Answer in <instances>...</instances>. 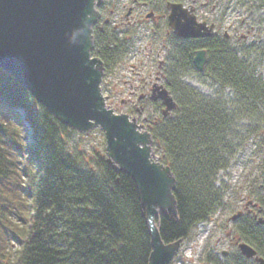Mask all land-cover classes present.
I'll use <instances>...</instances> for the list:
<instances>
[{"label":"trees","instance_id":"1","mask_svg":"<svg viewBox=\"0 0 264 264\" xmlns=\"http://www.w3.org/2000/svg\"><path fill=\"white\" fill-rule=\"evenodd\" d=\"M257 1L264 8V0ZM91 33V56L105 66L125 54L124 42L104 21ZM194 46L186 44L175 62L179 74L172 72L174 62L162 70L175 108L163 116L161 102L149 104L159 115L144 126L157 160L175 178L176 215L155 220L164 243L185 239L221 205L216 176L228 164L231 128L264 108V80L249 58L255 44L239 52L221 36L200 43L207 56L198 73L232 91L230 107L220 96L204 97L180 81L193 70ZM259 118L247 133L264 139V116ZM75 132L0 69V264H147L148 227L134 182L105 162L104 151L73 150ZM253 204L264 217V195L257 194ZM257 221L244 216L236 231L264 259V224ZM241 259L237 254L230 264H245Z\"/></svg>","mask_w":264,"mask_h":264},{"label":"water","instance_id":"2","mask_svg":"<svg viewBox=\"0 0 264 264\" xmlns=\"http://www.w3.org/2000/svg\"><path fill=\"white\" fill-rule=\"evenodd\" d=\"M104 1L0 0V69L61 124L81 134L93 129L103 133L105 162L135 184L148 227L147 264H169L182 240L164 243L155 220L167 213L176 215L175 178L155 159L150 133L105 103L100 89L103 64L91 56L92 26ZM168 8V24L176 37L211 35L212 26L196 22L181 5ZM205 61V52L196 51L192 65L201 72ZM152 95L161 101L163 116L175 108L164 87L154 86ZM258 223L263 225L264 220ZM237 249L244 258L264 264L251 245L241 242Z\"/></svg>","mask_w":264,"mask_h":264},{"label":"rangeland","instance_id":"3","mask_svg":"<svg viewBox=\"0 0 264 264\" xmlns=\"http://www.w3.org/2000/svg\"><path fill=\"white\" fill-rule=\"evenodd\" d=\"M120 1L122 4L125 3L124 8L120 5L116 6L115 10L111 7L106 8L100 20L108 21L106 29L120 41L126 39V53L111 71H104L100 89L106 105L115 114H126L144 127L147 120L157 118L159 113L153 106L140 102L138 98L144 94L149 95L150 84L155 78L152 71L159 60L148 58L150 24L139 23L143 13L140 14V19L136 14L125 17L131 0H110L108 3L114 5ZM197 1L206 16L210 17L211 14L213 17L218 16L220 36L222 32L226 33L228 43L238 46L239 52L244 49L246 52L248 44H255L256 48L249 54V58L251 62H255V72L264 80V57H261L264 42V8L257 5V0ZM110 9L114 11L110 12ZM144 9L146 8L139 11L143 12ZM127 31L130 33L128 36ZM162 37L164 36L157 40L158 47L165 44ZM161 54L163 55V52ZM123 64L125 67L121 69ZM159 78L158 83L163 85V77ZM179 79L204 97L220 96L227 103V107H230V102L234 98L231 90L221 88L203 74L186 72ZM143 85L147 88L142 87ZM133 87L137 89L133 91ZM261 116H264V108L255 115L238 118L231 128L232 150L228 164L216 176V187L222 196L221 205L215 209L209 220L197 224L190 230L169 264H230L236 255L240 254L237 245L242 240L236 231L240 220L244 216L258 221L264 218L262 213H258L256 208L252 207L256 195H264L260 185L264 182V171L260 168L264 160V139L258 134L247 133V129L257 123ZM80 134L75 132L70 136V146L73 150L87 155L92 150L104 151V136L99 129H93L89 134ZM154 157L157 159V155L154 154ZM237 214V218L232 219ZM245 259H241L242 262L250 264Z\"/></svg>","mask_w":264,"mask_h":264},{"label":"flooded vegetation","instance_id":"4","mask_svg":"<svg viewBox=\"0 0 264 264\" xmlns=\"http://www.w3.org/2000/svg\"><path fill=\"white\" fill-rule=\"evenodd\" d=\"M110 0H106L103 2V4L99 7V11H101V13L99 14V21H101V14L104 12V10L107 8H116V6L120 5L122 8L125 7V3L122 4L123 2L120 1L114 5L108 3ZM130 1V0H128ZM169 4H179L181 5V7L187 11L188 14H191L195 21L198 23H205L206 26H212V33L210 36H215V37H219L220 36V31H219V24H220V20L218 19V16L215 15V17L211 16H206L205 13H202V9H201V5L198 3L197 0H131V5L129 6L127 13L125 14V17H130L131 14H136L138 19H140V14L143 13V17L142 19L139 20V23H143V22H148L150 24V27L148 28V33L151 37V41L148 44V58L150 60H154V59H158L159 61L156 63L155 69L152 71L153 75L155 76L154 78V82H152L150 84V92L149 95H145L144 96H139V101L140 102H144L147 104H151V103H156V102H161L158 99H153V95H152V89L154 88V86H162L159 82L160 78L163 75V68L169 66V63L174 62L173 66H172V72L173 74H179L180 71L176 69L177 66H179V64H175V62H177V60L181 59V55L183 53V51L185 50V45H195L193 50H192V56H191V66L193 68V70H191V72L194 73H198L199 71H197L193 65H192V58L195 55L196 51H200L203 50L205 52V56H207L206 51L200 47V43L202 40H204L206 37H199V38H178L173 34V31L171 29V27L168 24V15L170 13L168 5ZM144 9L143 12L139 11ZM212 8L214 9L215 6H212ZM114 10L110 9V12H113ZM139 11V12H138ZM137 12V13H136ZM137 20V19H136ZM105 23H107V20H104ZM132 23V22H131ZM130 33L129 31H127V35L128 36ZM223 38L226 37V33L222 32L221 34ZM161 36H164L162 38H164L165 40V44L158 47L156 45L157 40H159L161 38ZM207 36V37H210ZM125 37V36H124ZM124 42V45H126L125 41L126 39L123 38L122 40ZM163 52V55L161 54ZM126 53V52H125ZM122 56L118 59V61L114 62V63H110L108 65H104L103 62V72L104 71H111V68H114L118 63L121 62ZM99 59V58H98ZM101 60V59H100ZM171 65V64H170ZM125 64L121 65V69H124ZM113 71V70H112ZM134 70H132L133 72ZM115 73H117V70H115ZM142 87L147 88L146 85H143ZM137 88L133 87V91H135ZM141 89V87H140ZM156 91H154L155 93ZM153 93V94H154ZM253 208H256L258 213H262L263 212H259V208L256 207L255 204H252Z\"/></svg>","mask_w":264,"mask_h":264}]
</instances>
